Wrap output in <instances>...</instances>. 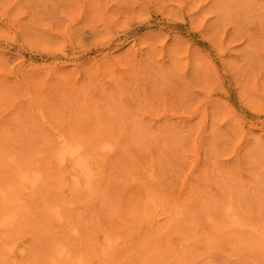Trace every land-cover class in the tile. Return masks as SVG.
Masks as SVG:
<instances>
[{"label":"rangeland","instance_id":"obj_1","mask_svg":"<svg viewBox=\"0 0 264 264\" xmlns=\"http://www.w3.org/2000/svg\"><path fill=\"white\" fill-rule=\"evenodd\" d=\"M263 122L264 0H0V264H264Z\"/></svg>","mask_w":264,"mask_h":264},{"label":"bare ground","instance_id":"obj_2","mask_svg":"<svg viewBox=\"0 0 264 264\" xmlns=\"http://www.w3.org/2000/svg\"><path fill=\"white\" fill-rule=\"evenodd\" d=\"M264 123V122H263ZM59 140H58V144H57V150H56V155L58 158V161L60 162V165L62 164V166H68V172L72 175L73 177V184L75 186L79 185L80 183H84L86 185L89 184L90 179L93 175L92 172V166H91V159L89 157V155L84 151L83 146L80 144H72L70 142H67L66 140L62 139L61 136L59 135ZM73 142V141H72ZM111 142V141H110ZM104 147L109 148L111 147L110 144L108 143H104L103 144ZM111 150V149H110ZM109 150V151H110ZM107 151V150H106ZM105 151V152H106ZM108 152V151H107ZM93 160H96V158H93ZM98 161V160H97ZM13 162V161H12ZM59 168V167H58ZM29 169V168H28ZM61 173V172H60ZM97 174V172H95ZM62 174V173H61ZM20 175V182L22 183L23 187L27 188V187H32L34 185H36V182L38 180V174H34V173H30V172H25V173H21ZM63 175V174H62ZM66 179V177L64 178ZM40 183V182H39ZM92 189V187H91ZM150 191V190H149ZM145 193V192H144ZM144 195V194H143ZM145 196V195H144ZM145 199V197H143ZM231 199V197H230ZM146 200V199H145ZM155 200V199H154ZM17 199L14 200V204L10 206V208L2 215L1 219V224L4 226H9L11 225V223L14 221V218L17 214V212L24 207V204L22 201H18ZM151 201V200H149ZM232 201V200H231ZM147 202V201H145ZM146 205H148L146 203ZM233 205V204H231ZM151 206V204H150ZM149 207V206H148ZM155 207V206H154ZM7 208V207H6ZM5 208V209H6ZM146 208V207H145ZM154 209V208H153ZM225 216L227 217V225L229 227H231L232 230L234 229L235 226L237 227H245L246 225L236 216V214L233 212V207L231 206H226L225 209ZM60 213V210H59ZM20 214V213H19ZM147 214V212H146ZM148 215V214H147ZM156 216L153 217V219H156L157 216H159L160 214H158V212H156L155 214ZM18 217V215H17ZM17 219V218H16ZM225 220V219H223ZM226 221V220H225ZM14 225V223L12 224ZM11 225V226H12ZM233 227V228H232ZM236 227V228H237ZM247 228V227H246ZM241 230L243 228H240ZM249 229V228H247ZM1 230L3 231V229L1 228ZM227 230V229H226ZM237 230V229H236ZM240 230V231H241ZM245 230V229H244ZM250 230V229H249ZM247 230V231H249ZM251 232V231H250ZM254 232V231H253ZM105 234V233H104ZM103 234V235H104ZM258 235V234H257ZM110 236V235H109ZM260 236L263 239L264 242V228L260 231ZM111 237V236H110ZM107 239V238H105ZM114 239V237L112 238ZM65 243H63L64 245ZM264 244V243H263ZM60 245L55 247L53 254L50 257V261H48V264H59L61 260H73L76 261L77 263H79L81 261L80 257H82L81 255L79 256V258L77 259L76 257H73L70 252L68 251V246L67 249L65 248V246ZM92 245V244H91ZM106 245V246H105ZM113 245V243L109 242V239L106 240V244H104L105 247H103L104 249H102V254L106 255V253L108 252L109 248ZM96 249V248H95ZM117 249V248H116ZM72 250V249H71ZM98 251V250H97ZM52 252V251H51ZM99 252V251H98ZM76 253V252H74ZM112 253V250H111ZM98 259V258H97ZM85 260V259H84ZM86 262V261H85Z\"/></svg>","mask_w":264,"mask_h":264}]
</instances>
